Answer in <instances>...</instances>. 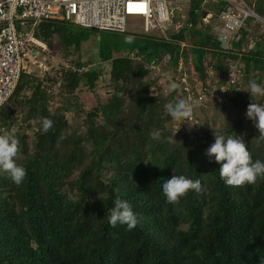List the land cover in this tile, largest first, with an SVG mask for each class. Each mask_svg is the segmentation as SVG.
<instances>
[{
	"label": "trees",
	"instance_id": "trees-1",
	"mask_svg": "<svg viewBox=\"0 0 264 264\" xmlns=\"http://www.w3.org/2000/svg\"><path fill=\"white\" fill-rule=\"evenodd\" d=\"M204 1L215 10L211 0H190L187 20L175 36L187 44L183 51L156 35L98 32L66 20L35 28V38L50 51L58 43L64 57L93 39V61L100 65L81 71L93 65L73 60L70 67L60 64L42 74L23 64L15 91L0 109V134L15 130L16 162L27 172L17 185L0 171V264H260L264 178L228 186L219 175L221 164L214 157L209 162L205 152L214 133L231 135L244 139L253 161H264V142L256 143L259 132L246 118L249 103L264 105V96L252 100L247 92L253 80L264 86V51L242 57L220 52L210 30L198 27ZM244 1L264 17V0ZM128 36L134 37L131 44L125 42ZM32 51L39 50L25 54ZM167 56L163 72L173 76L183 56L203 83L210 71L213 82L225 83L230 63L241 62L243 93L234 98L239 106L230 128L200 135L182 130L166 113L165 104L184 95L178 86L166 92L149 66ZM89 95L93 103L87 108ZM42 118L54 122L47 133ZM153 131L161 139H151ZM170 136L177 142L169 143ZM174 174L200 179L203 190L168 203L162 185ZM117 197L138 216L131 231L108 223Z\"/></svg>",
	"mask_w": 264,
	"mask_h": 264
},
{
	"label": "built area",
	"instance_id": "built-area-1",
	"mask_svg": "<svg viewBox=\"0 0 264 264\" xmlns=\"http://www.w3.org/2000/svg\"><path fill=\"white\" fill-rule=\"evenodd\" d=\"M211 1L215 4V10L208 9L207 1H204L199 13L198 27L210 30L220 44V52L242 57L254 46L251 40L246 49L237 50L234 47L243 40V30L248 20L252 19L264 25V17L256 14L244 0ZM189 2L190 0H0V109L18 85L24 57L28 55L25 52L36 48L51 54L48 47L35 38V28L40 23L66 20L84 29L125 34L128 31V19L141 18L144 22L143 34L156 35L165 41L175 42L183 51L187 44L177 42L175 36L187 20ZM179 10L182 20H176L174 16ZM131 57L141 60L134 55ZM169 61L170 56H167L163 63L151 65L149 68L159 75L162 66ZM188 62L191 60L187 61L181 56L172 77L184 95V100L189 103L204 104L214 94L226 99L228 93L232 95L241 85L244 72L240 61L230 63L229 75L223 84L217 80L212 81L211 71L206 83L198 79L194 68L189 75L186 67ZM62 64L70 67L65 62ZM91 67L79 70L88 71ZM193 82L196 84L193 85ZM190 123H197L194 110Z\"/></svg>",
	"mask_w": 264,
	"mask_h": 264
},
{
	"label": "clouds",
	"instance_id": "clouds-1",
	"mask_svg": "<svg viewBox=\"0 0 264 264\" xmlns=\"http://www.w3.org/2000/svg\"><path fill=\"white\" fill-rule=\"evenodd\" d=\"M133 41L134 37H125L126 43L131 44ZM172 87L174 89L176 85L173 84ZM247 92L251 94L253 100V97L264 96V86L253 80L250 82V90ZM164 107L166 113L173 120L188 122L190 125L189 130H191L192 124L190 121L195 107L194 104L180 99L175 103H167ZM246 118L253 122L254 127L259 132V135L253 139L257 144L264 142V105L255 102L249 103ZM53 123V120L49 118H42V131L47 133L52 129ZM214 136V143L206 149L205 155L209 158V162H213L212 158L214 157L215 162L221 164L219 175L226 185L234 187H242L246 184L254 185L259 178H264V161H253L252 154L242 137L234 138L229 135L226 138L215 133ZM150 137L153 140H159L161 139V133L153 131L150 133ZM168 142H177L175 136L174 138L168 137ZM19 150V140L14 129L0 134V171L7 173L17 185L22 184L27 175L26 169L16 162ZM162 190L167 202L176 204L190 191L200 193L203 189L200 179L193 180L184 175L174 174L170 179L164 180ZM107 216L108 223L112 227H116L118 224L126 225L127 230L131 231L139 224L138 216L133 211L131 204L119 197L114 200ZM260 264H264V256L261 257Z\"/></svg>",
	"mask_w": 264,
	"mask_h": 264
},
{
	"label": "rangeland",
	"instance_id": "rangeland-1",
	"mask_svg": "<svg viewBox=\"0 0 264 264\" xmlns=\"http://www.w3.org/2000/svg\"><path fill=\"white\" fill-rule=\"evenodd\" d=\"M175 19L182 20V13L177 11L175 12ZM255 26L260 28V24L256 23ZM144 22L141 18H129L128 19V31L125 34L130 35H140L143 34L144 31ZM159 35V34H158ZM123 37V36H122ZM121 37V38H122ZM51 54H47L39 51H32L30 54L24 57V66L28 70H35L39 73L45 72L44 69L51 70L52 67H58L63 62L70 64V61L79 60L82 63H88L89 65H93V67L100 65L98 62L93 61L94 55L97 52V46L94 43V40L91 39L90 42L83 45L79 52H74V55L69 57H64V53L62 52V48L59 44H56V47L51 51ZM66 56V55H65ZM191 63L188 62L187 71L188 74L191 75L192 68ZM106 73H108V66H104ZM195 71V70H194ZM108 77V75H107ZM158 84L166 91L170 90L174 83L172 73L171 72H163L161 70L159 74ZM196 82H193V85ZM176 85V84H175ZM177 86V85H176ZM241 86V85H240ZM241 93H243V87H239L235 93L223 99L217 94L213 96H209V99L206 103L195 105L194 107V119L197 120L196 124L191 125V130H189V123L180 125L182 130H186L189 132H195L200 135L206 133L207 129H221L227 130L234 124V120L237 118L238 106L239 102L235 103L234 98H237ZM242 95V94H241ZM240 95V96H241ZM99 96L101 101L107 99V93L104 90H99ZM93 103V97L91 95L85 97V104L88 108L89 105ZM69 120L72 119L71 116L68 117ZM182 124V123H181ZM179 125H174V129L177 131ZM178 128V129H177Z\"/></svg>",
	"mask_w": 264,
	"mask_h": 264
},
{
	"label": "crops",
	"instance_id": "crops-1",
	"mask_svg": "<svg viewBox=\"0 0 264 264\" xmlns=\"http://www.w3.org/2000/svg\"><path fill=\"white\" fill-rule=\"evenodd\" d=\"M256 23L257 22L252 19L248 20L246 28L243 30V34H245L243 35V43L239 49L236 48L237 50L246 49L248 47L249 42L252 40L254 42V46L249 51L255 49H260L261 51H264V25L259 23L260 28H258L257 26H255Z\"/></svg>",
	"mask_w": 264,
	"mask_h": 264
},
{
	"label": "bare ground",
	"instance_id": "bare-ground-1",
	"mask_svg": "<svg viewBox=\"0 0 264 264\" xmlns=\"http://www.w3.org/2000/svg\"><path fill=\"white\" fill-rule=\"evenodd\" d=\"M41 43V42H40ZM42 44V43H41Z\"/></svg>",
	"mask_w": 264,
	"mask_h": 264
}]
</instances>
